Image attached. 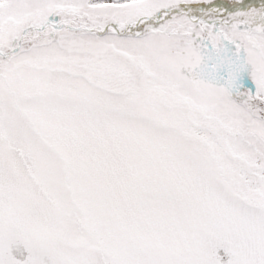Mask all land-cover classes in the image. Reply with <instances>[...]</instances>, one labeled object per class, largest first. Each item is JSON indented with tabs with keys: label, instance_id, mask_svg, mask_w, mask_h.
Listing matches in <instances>:
<instances>
[{
	"label": "snow or ice",
	"instance_id": "1",
	"mask_svg": "<svg viewBox=\"0 0 264 264\" xmlns=\"http://www.w3.org/2000/svg\"><path fill=\"white\" fill-rule=\"evenodd\" d=\"M0 264H264V0H0Z\"/></svg>",
	"mask_w": 264,
	"mask_h": 264
}]
</instances>
